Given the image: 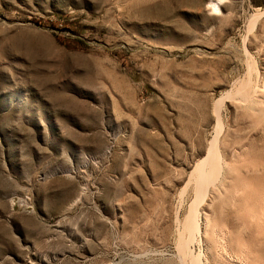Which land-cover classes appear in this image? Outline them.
I'll list each match as a JSON object with an SVG mask.
<instances>
[{
	"label": "rangeland",
	"instance_id": "1",
	"mask_svg": "<svg viewBox=\"0 0 264 264\" xmlns=\"http://www.w3.org/2000/svg\"><path fill=\"white\" fill-rule=\"evenodd\" d=\"M210 1L0 0V264H264V0Z\"/></svg>",
	"mask_w": 264,
	"mask_h": 264
},
{
	"label": "bare ground",
	"instance_id": "2",
	"mask_svg": "<svg viewBox=\"0 0 264 264\" xmlns=\"http://www.w3.org/2000/svg\"><path fill=\"white\" fill-rule=\"evenodd\" d=\"M219 1H221V0L210 1V6L212 7V9H214V10L220 9L219 8V6H220ZM247 87H242L241 91L239 92L241 95L240 98L243 97L244 100L248 95V90L250 91L249 88L251 87V85H249V88H247ZM254 91H255V88H254ZM252 93H254V92H252ZM251 95H253V94H251ZM249 97H250V95H249ZM246 99H248V98H246ZM219 130H220V128H219ZM221 169H222L221 154H220V151H219L218 146H217V135H216L214 137V139H212L208 154L206 155V157L203 160L196 162V164H195V166L192 169L191 174H190V179L191 180L193 179V181L195 182L194 188H195V192H196L197 196H202V195L205 196V192H207L206 189H207L208 185L215 183L214 181L219 177ZM195 204H197V203H195ZM196 209H197L196 205H194L192 203V205L190 206L189 214L184 218V222L182 223V225H183L182 231H184V232L182 233L180 231V237H181V234H184V233L186 234V236L189 237L194 232H196L198 230V223H197V218H196V216H197L196 211L197 210ZM180 237H179L178 242H180V240H182V237H184V235H182L181 239H180ZM190 238H192V237H190ZM185 242H188V241L183 240L180 243H182V245H184ZM182 247H184V246H182ZM185 248H187V247H185ZM180 254H182V251ZM185 256H187V255H185ZM185 256H183V257L185 258ZM192 261L195 264H197L195 262L194 258L192 259Z\"/></svg>",
	"mask_w": 264,
	"mask_h": 264
}]
</instances>
